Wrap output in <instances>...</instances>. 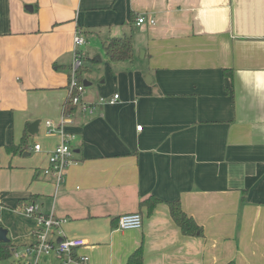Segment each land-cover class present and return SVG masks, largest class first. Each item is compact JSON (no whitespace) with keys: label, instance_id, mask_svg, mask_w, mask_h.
Returning <instances> with one entry per match:
<instances>
[{"label":"crops","instance_id":"1","mask_svg":"<svg viewBox=\"0 0 264 264\" xmlns=\"http://www.w3.org/2000/svg\"><path fill=\"white\" fill-rule=\"evenodd\" d=\"M144 13L155 23L136 24ZM76 33L84 100L119 97L73 108L63 132L77 161L56 187L42 169L61 137L45 121H60ZM124 35L132 58L109 61L103 43ZM169 201L201 235L181 232ZM28 202L86 241L88 264H125L139 246L143 264H264V0H0V218L13 248L33 241L17 209ZM130 212L141 228L119 229Z\"/></svg>","mask_w":264,"mask_h":264},{"label":"built area","instance_id":"2","mask_svg":"<svg viewBox=\"0 0 264 264\" xmlns=\"http://www.w3.org/2000/svg\"><path fill=\"white\" fill-rule=\"evenodd\" d=\"M146 21L150 24L155 23L154 18L145 13L139 14L135 19L138 25ZM73 41L74 57L70 65L66 101L73 108L78 106L84 113L92 115L97 104H113L117 102L119 95L114 94L108 100L100 98L97 102L84 100L85 86L83 82L79 81L77 72L83 65V55L79 47L84 44L85 40L79 33H76ZM72 110L68 112L66 104L62 106L60 121L57 126H54L50 120L45 121L47 133L58 132L61 137L60 142L48 151L47 165L42 169L43 174L53 178L56 187L64 182L67 168L77 161L74 159V150L71 144L74 137L63 132V126L70 122ZM140 129L141 125L137 126V130ZM32 149L38 151L41 149V145L36 143ZM17 209L35 222V228L32 231L33 241L23 249L14 248L12 251V257L17 264H39V257L48 254L55 255L57 264H88V257L77 253L79 248L86 245V241L79 237L63 236L61 219L56 217L53 212L44 213L37 202L25 203ZM142 223L143 218L140 212H130L119 216L117 227L122 230L138 229L141 228ZM59 238L60 241H58Z\"/></svg>","mask_w":264,"mask_h":264},{"label":"trees","instance_id":"3","mask_svg":"<svg viewBox=\"0 0 264 264\" xmlns=\"http://www.w3.org/2000/svg\"><path fill=\"white\" fill-rule=\"evenodd\" d=\"M103 49L105 56L109 61L116 62L129 60L132 58L133 54L132 39L129 35L113 37L103 43ZM77 77L79 81L83 82L81 69L78 70ZM64 104H66V109L68 112L73 109V107L69 104L68 101H66V99L64 100L62 106ZM28 145V133L25 131L18 144H9L5 146V149L9 154H15L18 152H23ZM158 202L159 200L157 199L151 200V198H147L145 200H142L140 204L149 203L150 205H154ZM167 203L173 221L180 228L181 232L184 235L195 236L202 234V227L199 226L190 216H188L182 210L178 201H169ZM13 249V246L9 245L8 243L0 242V264H3L4 261L12 256ZM125 264H143L142 247L139 246L132 253H130Z\"/></svg>","mask_w":264,"mask_h":264},{"label":"water","instance_id":"4","mask_svg":"<svg viewBox=\"0 0 264 264\" xmlns=\"http://www.w3.org/2000/svg\"><path fill=\"white\" fill-rule=\"evenodd\" d=\"M28 7L29 9L31 8L30 6ZM95 58L100 60L99 56H96ZM83 84L86 87L90 85V82H86L85 80H83ZM38 125H39V120H35L31 122L27 127V132L30 135L36 134L38 132ZM7 233H8V230L5 227L0 226V242L1 243H9V238L7 237ZM58 241H60V238L58 239Z\"/></svg>","mask_w":264,"mask_h":264},{"label":"rangeland","instance_id":"5","mask_svg":"<svg viewBox=\"0 0 264 264\" xmlns=\"http://www.w3.org/2000/svg\"><path fill=\"white\" fill-rule=\"evenodd\" d=\"M95 55H97V54H95ZM90 87H91V86H86V87H85V90H88ZM43 131H44V130H43ZM44 132H45V133L47 132L46 128H45V131H44ZM39 133H40V131L37 132V133L34 134V135H31V138H32V139H30V141H34V136H35V135H38ZM2 227H3V226H2ZM11 260H12V258L10 257V258L7 259L6 261H4V264H10Z\"/></svg>","mask_w":264,"mask_h":264}]
</instances>
